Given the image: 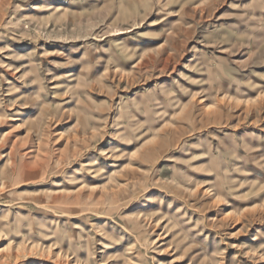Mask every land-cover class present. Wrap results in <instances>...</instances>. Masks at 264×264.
I'll use <instances>...</instances> for the list:
<instances>
[{
    "label": "rangeland",
    "instance_id": "1",
    "mask_svg": "<svg viewBox=\"0 0 264 264\" xmlns=\"http://www.w3.org/2000/svg\"><path fill=\"white\" fill-rule=\"evenodd\" d=\"M0 264H264V0H0Z\"/></svg>",
    "mask_w": 264,
    "mask_h": 264
}]
</instances>
